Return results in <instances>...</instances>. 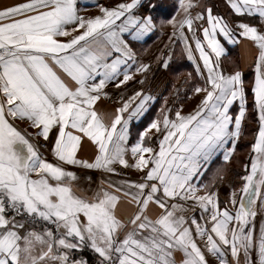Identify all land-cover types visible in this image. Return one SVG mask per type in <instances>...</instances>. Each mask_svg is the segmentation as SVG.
I'll return each mask as SVG.
<instances>
[{
  "label": "snow or ice",
  "instance_id": "obj_1",
  "mask_svg": "<svg viewBox=\"0 0 264 264\" xmlns=\"http://www.w3.org/2000/svg\"><path fill=\"white\" fill-rule=\"evenodd\" d=\"M227 3L237 16L258 17L264 23V0ZM179 5L182 18L172 16L162 23L172 26L173 36L179 35L197 75L203 76L183 29L187 26L192 32L207 70L205 86L193 91L204 95L194 112L185 115L177 110L170 119L165 110L162 128L153 119L131 145L133 163L126 158L129 122L143 116L147 102L155 97L142 89L127 99L121 97L110 124L94 106L102 96L108 97L105 88L110 82L119 88L133 78L130 69L137 64L136 52L123 34L141 40L156 28L152 12L157 6L152 0L97 5L99 14L87 17L79 14L77 0H27L0 9V264H90L83 255L86 249L94 254L95 264H209L195 236L206 237L207 252L219 264H230L227 251L231 264H264V224L258 237L249 226L258 201L264 209V31L243 20L236 21L234 30L208 6L201 41L193 22L203 20V12L192 16L190 10L198 7L194 0H179ZM140 7L148 14L133 15ZM237 31L257 49L251 92L259 129L233 215L219 207L218 193L209 190V184L193 180L200 179L201 169H207L217 152L228 164L242 134L245 82L241 71L225 74L221 69L226 49L217 39L219 34L235 44ZM113 53L118 55L109 59ZM170 58L171 52L162 60L165 68ZM148 69V64H139L135 71ZM237 100L239 110L233 115L230 110ZM17 120L27 122L35 133L20 129ZM149 129L162 134L158 151L145 146ZM31 136L42 137L45 143L40 145ZM85 138L96 148L92 160L78 156ZM41 147L54 161L42 154ZM116 165L137 169L143 174L141 181L101 179L93 187L88 170L119 174ZM68 166L85 171L77 173ZM217 178H224L219 168L213 185ZM177 198L195 202L202 218L210 213L211 230L193 215L194 236L186 216L177 215L186 210L184 205L169 206V200ZM122 201L134 204L136 211L118 215ZM231 203L237 205L235 191ZM150 204L162 210L155 219L146 214ZM177 252L182 253L179 261Z\"/></svg>",
  "mask_w": 264,
  "mask_h": 264
},
{
  "label": "crops",
  "instance_id": "obj_2",
  "mask_svg": "<svg viewBox=\"0 0 264 264\" xmlns=\"http://www.w3.org/2000/svg\"><path fill=\"white\" fill-rule=\"evenodd\" d=\"M27 0H0V9L5 6H11L19 3H26ZM127 2V0H77V8L80 10L79 14L85 17L95 16L99 14V8L97 5H104L107 7H113L118 3ZM198 7L192 8L191 14L195 17L197 12H203V20H194L193 28L195 30L196 36L203 41V32L202 28L207 26V12L206 9L208 6L212 7L213 15H218L224 18L228 22L229 26L236 29V21L243 20L245 22L255 24L257 27L264 31V23H261L258 17H249L247 15L237 16L230 6L227 3V0H194ZM152 3L157 7L154 12H152L153 21L156 24V28L153 29L151 33H148L141 40H134L129 33H124L123 38L129 43L132 49L136 52V61L137 64L133 65L130 69L133 78L126 82V84L121 85L119 88L115 87V81L110 82L106 85L105 91L108 93V97H101L100 100L95 104V109L102 113L105 118V122L110 124L111 119L115 115V109L121 106V97L127 99L133 92L137 90H143L144 93L155 97L154 100L148 101V110L141 116L139 119L133 117L129 122L130 135L127 141V147L129 151L126 154V158L130 163H133V157L131 155V145L137 141L139 138V133L147 128L153 119H156L161 122L164 111L168 110V115L170 119H175V112L180 110L182 114H188L194 112L199 104L200 100L203 98L204 93H194V88L196 86H205V79L207 77V70L204 69L203 61L200 59L199 52L195 49V42L191 39L192 32L188 30V27L185 26L183 31L189 39L191 44L193 57L196 61V64H199L203 76L197 75L196 65L192 60L188 59L187 53L184 51V44L181 42L179 35H172L173 28L167 23H162V21H167L172 16H175L177 20L181 19L183 16V9L180 8L179 0H152ZM144 7L133 10V15H147ZM124 20V17H121L117 23H121ZM134 31V29H133ZM171 37V39H170ZM236 37L238 42L233 44L225 39L222 35H217V39L220 40L221 44L226 49V55L221 57L220 64L221 69L225 74H231L237 70L242 72V79L245 82L246 89V113L245 119L242 121V134L238 139L236 149L238 148L239 143L244 139L245 130L247 124L250 128V140H247L248 147L251 149L252 143L255 142V137L259 129V120L258 112L254 108V94L251 92L252 82L254 81V61L257 55V49L252 44L251 41L244 39L243 37L238 36V31L236 32ZM59 39H67V37H59ZM204 46L207 51L210 52V49H207V42L204 41ZM169 52H171V58L178 57L181 60L185 61L186 69L185 71L182 68L176 70L171 69V73L168 72V67L165 68L162 64V60L168 58ZM118 55L113 53L112 59ZM160 57V59H157ZM212 59L214 60V54H212ZM169 62L172 63V60L169 59ZM131 64V61H129ZM139 64H148L149 69L145 72L138 73L135 71V68ZM183 67V65H181ZM123 67V66H122ZM191 74V75H190ZM123 79V77H119ZM143 79L144 83L141 84L139 81ZM183 105V107H181ZM239 110V101H234L231 112L235 115ZM252 115V123H249V118ZM125 118L127 113L123 114ZM32 131L35 132L36 129L32 128ZM162 138V134L158 133L156 129H149L146 133L145 146L152 147L154 150H159V139ZM36 143L43 145L45 142L42 137L36 138ZM83 147L78 152V156L83 159L92 160L96 154L95 146L87 138L84 139ZM229 146H231L229 144ZM252 150V149H251ZM40 151L42 154L49 160L54 161V157L51 152L46 148L41 147ZM253 153V152H252ZM236 150L230 160L234 159ZM254 154V153H253ZM150 153H145V156H150ZM217 160H220V163H224L222 159V152H217L213 155L212 160L209 162L207 169H201L203 175L199 180H193L194 184H209L211 191H216L218 193L219 207L221 209L227 208L232 214H235L232 211L233 206L231 203V193L235 191L236 199L240 194V189L242 188L243 180L242 176L246 175V170L241 168H236L233 172H228L223 175V179L217 178L214 185L212 184L213 177L209 176L211 167L215 164ZM229 162V163H230ZM249 164V170H250ZM71 170L76 171L77 173H82L83 169L75 168L68 166ZM116 173H106L99 170H88L89 174L93 177L94 184L93 187H96L101 179L111 180L112 182H119L122 180H133L141 181L142 173L137 169L128 167L125 168L121 165H116ZM162 195V190L161 193ZM200 194H203V189L200 190ZM171 203L183 204L185 211L183 213H177V215L183 214L187 218V226L192 229L193 235L195 236L196 226L191 223L193 215L196 217L197 221L204 226L205 221H209V231L211 230V221L209 220V214H205L202 218V210L199 208L195 202L182 201L179 198L174 200H169V206ZM136 211V206L134 204H128L127 201H122L120 208L118 209V215L128 216L133 214ZM162 210L158 208L155 204H150L147 211V215L155 219ZM257 215L254 218L250 219V225L254 228V233L258 237L261 226L264 224V209L259 207V201L256 207ZM234 223V222H233ZM214 235V234H213ZM197 244L205 252V256L209 261V264H219V261L211 256L207 252L206 248V237L201 238L195 236ZM177 261L182 257V253H175ZM88 258V257H87ZM242 258V254H241ZM227 259L231 264V254L230 251H227ZM92 260L93 259H90ZM95 261V260H94Z\"/></svg>",
  "mask_w": 264,
  "mask_h": 264
},
{
  "label": "rangeland",
  "instance_id": "obj_3",
  "mask_svg": "<svg viewBox=\"0 0 264 264\" xmlns=\"http://www.w3.org/2000/svg\"><path fill=\"white\" fill-rule=\"evenodd\" d=\"M170 60H171V58H170ZM181 64L183 65V67L181 66ZM176 65H179L178 68H182L185 71L186 65L182 62H179V61L177 62L176 60H174L172 63H169L168 72L171 73V69H174L176 67ZM252 115L253 114L251 113V117L249 118L250 124L252 123V120H251ZM16 124L20 129L26 130L30 134L35 133L32 131V128L28 125L27 122L17 120ZM250 128L251 127L249 126V124H247L244 139L239 143L238 148L236 149V154H235L234 159H232V161L228 164L220 163V160H217L215 162V164L211 167L209 176L214 177V174H216L218 168L221 169L222 175H225L228 172H233L234 170H236V168H241L243 171L246 170L244 166H245V164H247V165L251 164L250 157H251V155H253L252 150L248 147V144H247V140H250V138H251L250 131H249ZM30 138L33 139L34 142H36L37 137L31 136ZM240 194L237 197V205L229 206V208H232V211H234V213H235L236 208H238V202H239ZM204 226H206L209 230V221H207V222L205 221ZM120 238L121 239L123 238V233H121ZM83 255L88 257V260H89V258L93 259L92 264H95V261H94L95 256L90 250L86 249L85 252L83 253Z\"/></svg>",
  "mask_w": 264,
  "mask_h": 264
},
{
  "label": "trees",
  "instance_id": "obj_4",
  "mask_svg": "<svg viewBox=\"0 0 264 264\" xmlns=\"http://www.w3.org/2000/svg\"><path fill=\"white\" fill-rule=\"evenodd\" d=\"M171 60H172V62L174 61V60H176L177 62L179 61V62H182V63H185V61L182 59H180V58H178V57H175V58H171ZM170 63V62H169ZM182 65V64H181ZM178 67H179V65H176V67L174 68V70H176V69H178ZM92 260H90V263L92 264Z\"/></svg>",
  "mask_w": 264,
  "mask_h": 264
}]
</instances>
